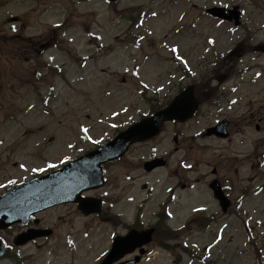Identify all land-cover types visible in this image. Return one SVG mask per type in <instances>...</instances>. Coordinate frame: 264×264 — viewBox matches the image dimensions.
Segmentation results:
<instances>
[{
  "label": "rangeland",
  "instance_id": "1",
  "mask_svg": "<svg viewBox=\"0 0 264 264\" xmlns=\"http://www.w3.org/2000/svg\"><path fill=\"white\" fill-rule=\"evenodd\" d=\"M232 3L245 4L247 20L264 23V0H122L115 6L105 0H0V41L5 42L0 43V192L6 190L3 184L9 181L29 178L31 166L57 161L60 155L75 157L93 150L96 144H106L119 130L165 106L177 93L174 86L189 82L178 63L179 54L187 60L192 79L197 84L205 82L217 58L223 57L247 30L245 34L234 33L218 26L202 10ZM59 25H64L58 33L61 43L50 50L47 46L57 39L54 29ZM15 32L17 39L13 40ZM209 38L215 43L209 45ZM32 43L42 44L47 53L40 57L37 48H29ZM255 43H264V30ZM172 45L180 47L176 55ZM13 48L17 53L9 56ZM30 55L33 57L28 60ZM46 64L59 67L62 76L49 73L48 79L42 77L44 80L36 83L46 73ZM247 64L252 70L242 77L233 72L229 80L212 81V89L229 95L221 110L214 109L212 101L205 104L195 120L167 125L157 140L136 146L127 157L129 161L125 160L128 163L111 168V189H118L112 192L108 187L104 192L110 191L111 202L123 197L125 202L115 206V212L126 215L127 220L84 218L69 209L49 212L47 225H54L59 216L65 219L56 234L23 249V261L5 259L0 264H96V258L110 248L115 233H128L127 225L138 223L147 228L158 223L157 214L163 211L167 192L177 185L167 177L177 171L181 180H199L193 190L177 191L167 226L177 229L201 209L217 212L219 208L209 193L214 170L218 179L230 181L234 199L244 188L249 194L232 215L219 213L208 231L187 229L171 243V250L160 248L163 236L159 234L144 264H264V55L257 58L251 53L239 58L235 70ZM37 88L44 97L51 96L47 104L39 98ZM219 116L234 121L228 142L201 136L221 119ZM84 128L89 131L85 133ZM176 131L185 137L177 153L173 141ZM38 143L45 147L43 157H38ZM236 153H240L239 159ZM172 155V159L164 157L169 158V166L144 173L143 160ZM185 160L193 166V173L179 167ZM21 163L27 165V171L20 170ZM236 169L243 181L235 178ZM127 176L132 177V183ZM256 188H260L257 193ZM128 197L133 199L131 204ZM138 202L144 204L145 212L136 222ZM18 231L6 236L10 242ZM183 246L192 250V257L184 254ZM18 252L13 251L15 255Z\"/></svg>",
  "mask_w": 264,
  "mask_h": 264
},
{
  "label": "water",
  "instance_id": "2",
  "mask_svg": "<svg viewBox=\"0 0 264 264\" xmlns=\"http://www.w3.org/2000/svg\"><path fill=\"white\" fill-rule=\"evenodd\" d=\"M115 1V0H112ZM220 17H224L222 13L216 12ZM188 94V96H186ZM181 98H179L170 108L165 112L157 114L154 118L144 120L142 123L132 127L126 133H123L117 140L109 144L108 146L94 152L84 161L77 163L76 166L86 165L85 173L90 175L91 178L98 177L100 172L99 167L102 164L114 161L121 157L129 148V146L138 141H145L156 136L162 129V125L165 121L177 119L180 121H186L193 115V111L196 108L195 103L191 102L192 92L189 90ZM189 97V98H187ZM182 100V102H180ZM223 126L219 129H214L208 132V136L215 133L216 135H222ZM53 181L49 179L44 183V186H50ZM216 185V184H215ZM216 189L217 197L222 201V206L226 209L228 204L218 188ZM28 191L26 188H19L15 193L10 194L0 200V215L3 210L6 209L7 214H3L1 217H7L10 223L22 221L29 214L35 213L36 203L28 198ZM77 201H80L78 199ZM42 206L40 209L45 208ZM4 227L0 225V228ZM150 242V234L138 235L131 233L126 239H118L114 244V250L111 253V257L106 264H112L115 259L122 258L125 254L133 252L137 247H141ZM128 247L130 248L128 250ZM1 255V254H0Z\"/></svg>",
  "mask_w": 264,
  "mask_h": 264
},
{
  "label": "snow or ice",
  "instance_id": "3",
  "mask_svg": "<svg viewBox=\"0 0 264 264\" xmlns=\"http://www.w3.org/2000/svg\"><path fill=\"white\" fill-rule=\"evenodd\" d=\"M152 15H153V16H156L157 13L153 12ZM173 51L175 52L176 49H173ZM144 86L147 87V85H144ZM232 103H236V102H235V101H232ZM113 126L115 127V125H113ZM82 130H83L85 133H87V132L89 131L87 128H84V129H82ZM68 147H73V145L69 144ZM49 166H50V167H55V165H49ZM189 167H190V165H189Z\"/></svg>",
  "mask_w": 264,
  "mask_h": 264
}]
</instances>
